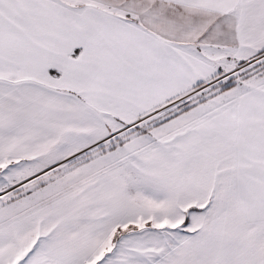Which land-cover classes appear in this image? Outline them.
I'll return each instance as SVG.
<instances>
[{
    "label": "snow or ice",
    "instance_id": "snow-or-ice-1",
    "mask_svg": "<svg viewBox=\"0 0 264 264\" xmlns=\"http://www.w3.org/2000/svg\"><path fill=\"white\" fill-rule=\"evenodd\" d=\"M0 264H264V0H0Z\"/></svg>",
    "mask_w": 264,
    "mask_h": 264
}]
</instances>
